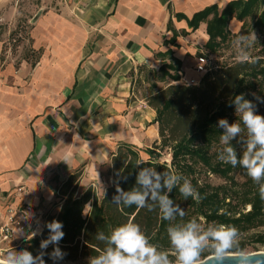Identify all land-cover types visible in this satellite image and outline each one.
Here are the masks:
<instances>
[{
    "label": "crops",
    "instance_id": "crops-1",
    "mask_svg": "<svg viewBox=\"0 0 264 264\" xmlns=\"http://www.w3.org/2000/svg\"><path fill=\"white\" fill-rule=\"evenodd\" d=\"M236 1L249 0H70L36 22L34 49L43 54L35 68L4 70L0 58V222L10 210L28 218L26 232L11 228L6 248L42 235L56 190L72 174L84 171L80 194L93 187L102 197L120 144L160 145L157 113L147 99L133 101L136 77L158 76L156 90L198 84L214 15L197 29L191 22ZM244 25L233 18L229 31L240 35Z\"/></svg>",
    "mask_w": 264,
    "mask_h": 264
},
{
    "label": "trees",
    "instance_id": "trees-1",
    "mask_svg": "<svg viewBox=\"0 0 264 264\" xmlns=\"http://www.w3.org/2000/svg\"><path fill=\"white\" fill-rule=\"evenodd\" d=\"M258 9H261V13L255 20L254 28L264 31L263 0L233 2L222 15L218 14L216 8L208 9L198 14L191 25L197 29L201 22L214 15V19L208 23L210 41L206 49L211 55H216L232 37H238L229 31L231 20L236 18L245 22ZM245 27L246 25L243 29ZM29 41L32 43L31 53L35 58L31 65L35 68L43 52L34 49L31 34ZM1 60L3 64V56ZM24 61L30 64L29 60ZM168 69L174 67L171 65ZM161 71L163 77H170L173 81L179 80L177 76H170L165 69ZM262 81H264V58H255L252 61L237 62L220 70L213 69L196 85H171L149 96L147 104L158 115L156 123L159 125L160 145L141 152L135 146L120 144L110 160L109 176L112 178V184L102 197L98 196L93 187L80 194L84 171L80 170L72 174L56 190L59 203L53 209L57 212L48 213L42 235L27 242L26 251L33 257L43 252L42 259L45 264L54 262L50 258L54 246L50 244L46 249L40 247L41 241L47 239L50 234L46 225L53 220L62 223L64 232L58 247L65 255L63 259L55 261L59 263H76L82 259L102 255L106 245L96 239V233L103 232L108 235L113 229L129 221L140 226L150 243H157L158 247L162 246L166 249L172 248L168 228L182 226L194 217L204 218L208 225L234 226L239 232L263 227L264 199L260 197L259 185L249 176L241 189L237 184L213 187L210 184H199L195 179L199 166L221 178H228L234 170H245L240 165L233 167L218 159V155L226 145L222 146L223 130L217 126V122L220 118L232 119L235 107L230 105L235 95L244 93L247 99L253 101L252 94L264 98L263 90H259ZM240 124L243 129L242 121ZM230 144L236 148L238 155H242V144L237 141H231ZM239 146L242 148L240 151H238ZM166 151L171 152L170 164L162 162V155ZM143 154L147 159H144ZM141 168H151L158 172L168 171L187 178L199 193V200L191 196L185 198L181 195L178 185L173 187L169 193L170 198L174 204H178L184 210L183 217L177 215L173 220H164L158 207L154 211H149L146 207L113 203L116 182L118 181L119 186L125 191L130 190L136 185V174ZM122 177L127 179L124 180ZM239 204L243 207L250 206L251 210L248 214H241L240 218H236L237 216H232L228 208ZM239 248L245 249L244 246ZM203 258L207 260L208 256L203 255Z\"/></svg>",
    "mask_w": 264,
    "mask_h": 264
},
{
    "label": "clouds",
    "instance_id": "clouds-1",
    "mask_svg": "<svg viewBox=\"0 0 264 264\" xmlns=\"http://www.w3.org/2000/svg\"><path fill=\"white\" fill-rule=\"evenodd\" d=\"M252 40H257L255 32L251 35L241 34L239 37V41L246 45ZM238 58L241 62L249 59L242 49H239ZM252 95L256 102L241 93L235 95L230 105H234L235 113L240 114L243 129L240 123H229L226 118L218 120L217 126L223 130L221 142L226 145L218 159L233 167L240 165L244 168L247 175L259 185L260 197L264 199V114L258 111V103H264V98ZM244 129L247 130V138L237 140ZM234 140L243 145L242 155H238L236 148L231 146L230 142ZM177 185L182 196L199 200V193L187 178L168 171L141 168L136 174V185L130 190L125 191L116 182V194L112 202L146 207L149 211L158 207L164 220H173L177 215L184 216V210L174 204L169 195ZM46 227L50 234L41 241L40 247L46 249L50 244L53 245L50 258L54 262L61 260L65 254L58 245L64 236L63 225L53 220ZM168 236L176 264H202L201 256L205 251L210 253L212 264H262L264 261V257L254 256L239 248V233L234 226L209 224L205 228L196 219H192L182 226H170ZM96 239L106 246L102 255L90 258L89 264H171L168 254L150 243L140 226L132 221L116 227L108 235L97 232ZM43 255L41 252L39 256L33 257L31 253L22 251L18 257L10 254L7 264H45Z\"/></svg>",
    "mask_w": 264,
    "mask_h": 264
},
{
    "label": "rangeland",
    "instance_id": "rangeland-1",
    "mask_svg": "<svg viewBox=\"0 0 264 264\" xmlns=\"http://www.w3.org/2000/svg\"><path fill=\"white\" fill-rule=\"evenodd\" d=\"M70 4V0H0V58L4 57V70L6 68L20 69L22 65H25L24 60H29L31 68L35 61L34 56L31 53L32 43L29 41V35L33 38L34 28L36 22L49 13L61 14L62 9ZM261 13V9H258L256 13L246 19V27L241 34L251 35L255 32L257 40H252L249 45L239 41L238 37H232L216 55H208L210 61V68L214 70H220L227 66H231L241 60L238 58L239 49L246 52L248 60L252 61L255 58H264V31L255 29V20ZM160 79L156 75L150 74L148 71H143L136 77V84L134 88L133 101L146 100L149 96L156 93L158 89H154ZM259 90H263L264 94V81L260 84ZM254 102H256L254 100ZM258 111L260 114H264V103H258ZM235 118V119H234ZM229 123H240V114L235 113L232 119L228 120ZM247 130H243L241 136L237 139H246ZM236 141V140H234ZM222 146L224 144L222 143ZM146 148L141 149L144 152ZM242 150L239 146L238 151ZM162 162L171 163V152L166 151L163 153ZM147 159V158H146ZM195 179L199 181V184H210L213 187L229 186V184H237L238 188H242V185L249 179L246 171L243 169L234 170L228 178H221L217 175L211 174L207 169L199 166L195 175ZM231 210L232 216L240 218L242 214H248L251 210L250 206L243 207L241 204L228 208ZM52 209L49 214L55 213ZM15 213H19L16 211ZM48 215L45 213L44 218ZM20 217L27 218L24 212H20ZM28 219V218H27ZM203 227H207L208 224L204 218L194 217ZM38 226V224H37ZM238 241L239 246H244V251L252 255L264 254V226L260 228L250 229L247 231L239 232ZM160 241V239L158 240ZM157 242V241H156ZM154 244V243H153ZM154 245L158 250L166 252L168 254L171 264H176V257L174 249H166L162 246ZM6 248V246H4ZM26 244L16 248H8V253L4 255L0 260L7 264L9 255L20 256V252L26 251ZM203 255L210 257V253L205 251L201 256V262H204ZM90 259H82L76 263H59L53 262L50 264H89Z\"/></svg>",
    "mask_w": 264,
    "mask_h": 264
},
{
    "label": "built area",
    "instance_id": "built-area-1",
    "mask_svg": "<svg viewBox=\"0 0 264 264\" xmlns=\"http://www.w3.org/2000/svg\"><path fill=\"white\" fill-rule=\"evenodd\" d=\"M212 70L213 69L210 68V61L208 58L204 56L198 58L196 67V73L198 75L204 76ZM192 85H196V83L192 82ZM8 213L9 216L7 218V221L0 222V259L3 258L4 255L9 251L4 246L6 245V243L11 241L13 237V230L11 228H15L17 230H20L21 232H26L27 229L25 226L24 216H18L17 213L13 212V210H10ZM0 262L2 261L0 260Z\"/></svg>",
    "mask_w": 264,
    "mask_h": 264
},
{
    "label": "water",
    "instance_id": "water-1",
    "mask_svg": "<svg viewBox=\"0 0 264 264\" xmlns=\"http://www.w3.org/2000/svg\"><path fill=\"white\" fill-rule=\"evenodd\" d=\"M254 256L264 257V254H255ZM0 264H6V263L0 262ZM202 264H212V262L210 261V259H207L204 262H202ZM262 264H264V261H262Z\"/></svg>",
    "mask_w": 264,
    "mask_h": 264
}]
</instances>
